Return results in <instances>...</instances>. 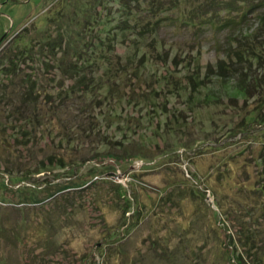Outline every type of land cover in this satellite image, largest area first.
<instances>
[{
	"label": "rangeland",
	"instance_id": "rangeland-1",
	"mask_svg": "<svg viewBox=\"0 0 264 264\" xmlns=\"http://www.w3.org/2000/svg\"><path fill=\"white\" fill-rule=\"evenodd\" d=\"M94 1L0 0V50L20 33L33 39L62 32L65 43L74 35H91L98 26L90 28L89 18L99 14L103 18L106 13L97 15L90 7ZM116 11L113 23L123 9ZM255 12L258 15L249 12L244 25L252 34L248 36L252 52L246 61L232 52L231 61L225 63L232 80L226 83L216 64L225 57L218 49L228 31L208 27L195 35L189 27L178 34L161 27L159 35L166 43L156 51L148 38L143 39L147 45L139 54L146 52L148 61H141L140 69L143 64L150 67L138 75H145L144 85L158 89L154 103L160 113H148L137 131L127 133L123 146L108 143L121 139L124 123L104 122L102 116L96 120L98 132L88 137L80 132L70 144L50 137L24 147L0 142V199L5 200L0 201V264H231L223 253L232 246L227 234H235L241 223H252L257 215L261 219L262 211L248 209L264 200L254 190L264 180V3ZM233 33L240 32L235 29L229 38ZM125 49L120 44L115 48L122 55ZM140 59L134 64L138 66ZM112 63L119 64L116 56ZM191 68L204 81L209 79L192 101L187 83ZM43 70L44 84L57 85L49 83L48 78L55 76L50 68ZM241 78L249 90L245 96L235 92ZM82 101L76 97V102ZM134 147H139L141 156H119ZM57 149L75 162L46 169L44 175L51 180L46 190L9 173L15 155L35 162L32 153L37 160L46 159ZM112 170L122 177L118 180ZM113 179L133 202L125 215L126 201L119 197L120 186ZM129 179L136 184L127 188ZM19 184L37 188L33 196L43 202L17 210ZM59 185L69 187L51 198L50 189ZM251 213L254 217L249 219Z\"/></svg>",
	"mask_w": 264,
	"mask_h": 264
},
{
	"label": "trees",
	"instance_id": "trees-1",
	"mask_svg": "<svg viewBox=\"0 0 264 264\" xmlns=\"http://www.w3.org/2000/svg\"><path fill=\"white\" fill-rule=\"evenodd\" d=\"M245 1L249 0H194L192 2L190 0H95L90 7L96 10L97 15L100 11H105L106 18H101L100 14L98 17L89 18L90 28L93 25L98 26L92 29L91 35H74V39L71 38V41L68 40L67 43L62 32L60 35L46 34L33 39H27L21 33L15 35L0 50V142L4 145L6 141H10L14 147L18 144L24 147L29 143L35 144L36 140L50 137L70 144L75 141L74 136L80 132H83L86 137L90 136L94 130L98 132L99 128L95 126L96 120H100L99 116H102L106 118L104 122L108 120V123L111 121L117 123V120H120L124 123L125 130L121 139L118 142L108 143L110 146H123L122 142L128 139L127 133L137 131L145 121L146 115L157 112L159 107L154 103L158 89L151 84V87L144 85L146 82L141 77L145 75H138L139 72L150 67L143 64L142 70L140 69L141 61L142 63L145 60L148 61L145 59L146 52L139 54L140 49L147 45L144 44L143 39L148 38L151 41L149 46L156 51L159 45L166 43L165 37L163 39L159 35L161 27L167 29L170 27L178 34L182 32V29L189 27L192 31L194 30L195 35L208 27H214L219 33L228 31L224 43L220 41L216 43L217 45L220 43V46L224 44V48L222 47L221 51L218 49V52H223L225 57L219 58L216 65L219 71L223 70L221 74H218L220 80L226 83L232 80L227 76L230 67L225 65L230 60L232 52L239 56V61L248 60V54L252 52L253 46L248 37L252 34L247 32L244 25L249 21V17L247 18L249 12L258 15L255 11L259 10L264 3V0H252L248 2L250 4L244 10ZM121 8L123 11L119 21L113 23L114 13ZM149 15L152 19H148ZM89 23L84 27L89 26ZM235 29H238L240 33H233L234 38H229L228 35H232ZM119 44L126 48L123 55L115 50ZM170 45L173 47V44ZM115 56L119 63L116 65L112 63ZM137 57L141 58L138 66L134 64V59L136 60ZM162 60L167 62L165 59ZM173 61L174 63L177 61L175 56ZM43 67H49L51 74L55 75L52 76L53 78H48L49 83H57V85L48 88L44 84ZM193 70V68L190 69L192 73L187 79L191 87L190 101L200 87L208 84L209 81V79L204 81L203 78L194 74ZM243 80L246 79L236 80L237 96H245L249 92L243 85L245 83ZM66 82L70 83L66 84ZM76 97L82 98L83 101L76 102ZM87 97L90 98V102ZM115 119L117 120L113 121ZM85 123L90 125L88 129L84 127ZM244 129L240 128V131L243 132ZM3 148L10 155L14 153L10 148L5 149L4 146ZM59 150H55L46 159L38 160L30 152L35 162L29 160L26 162L24 161L26 159H20V155H15V161L8 169L9 173L15 175L13 177L15 180L28 181L37 188L51 187V180L44 175L46 169L52 166L65 168L68 167L69 162H75L67 161ZM138 150L139 147H134L131 153H125V156L119 154V156L139 157L142 154ZM111 154L118 155L113 152ZM112 174L116 172L112 170ZM114 182L120 186L119 197L125 198L126 204L123 209L125 215L132 209L133 202L126 197V188L119 181L114 180ZM134 183L129 181L126 187ZM20 185L16 187V192L20 193L21 197V204L17 210L30 209L27 206L39 205L43 202L37 199V196H33L37 188ZM67 187L69 186L59 185L50 189V195L54 193L51 198H54L53 195L56 197L58 192ZM254 190H258L263 196L264 180L261 186ZM0 201L5 203V200L0 199ZM256 205L252 206L254 209L249 208L248 212L262 211V218L260 219L257 215L252 223L250 221L241 223L235 230V234H227L232 246L231 249L226 247L223 253L225 259L231 264H264V225L261 221H264V200L262 199L261 203ZM248 217L252 219L254 213L249 214Z\"/></svg>",
	"mask_w": 264,
	"mask_h": 264
},
{
	"label": "built area",
	"instance_id": "built-area-1",
	"mask_svg": "<svg viewBox=\"0 0 264 264\" xmlns=\"http://www.w3.org/2000/svg\"><path fill=\"white\" fill-rule=\"evenodd\" d=\"M137 162H138V161H137ZM136 165H137V166H139V164H136ZM141 165H142V164H141ZM116 177H117V178H118V180H119V178H121V177H122V174H116ZM117 178H116V179H117ZM118 180H117V181H118ZM129 180H130V179H129ZM120 181H121V180H120ZM130 181H131V180H130Z\"/></svg>",
	"mask_w": 264,
	"mask_h": 264
}]
</instances>
